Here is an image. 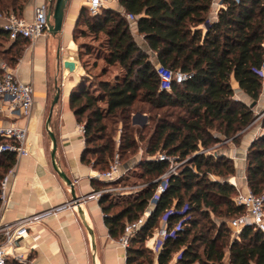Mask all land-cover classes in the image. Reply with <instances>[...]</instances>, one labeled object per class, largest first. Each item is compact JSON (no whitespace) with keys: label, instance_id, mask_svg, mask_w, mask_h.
I'll return each instance as SVG.
<instances>
[{"label":"trees","instance_id":"obj_1","mask_svg":"<svg viewBox=\"0 0 264 264\" xmlns=\"http://www.w3.org/2000/svg\"><path fill=\"white\" fill-rule=\"evenodd\" d=\"M28 1L0 0V14L23 17ZM213 1L119 0L125 14L102 8L92 16L85 7L81 10L79 22L84 18L89 31L106 38L104 61L121 72L111 81L95 84L98 91L84 79L70 96V107L84 127L86 147L81 162L105 172L118 153L121 161L129 155L123 164L129 163L138 149L131 129L132 109L137 103L180 110L172 120L157 121L147 142L146 157L138 165L141 172L136 177L144 187L136 196L120 201L104 195L99 200L109 235L118 240L125 225L144 214L156 187L154 181L169 169L157 156L165 154L179 162L188 159L170 178L167 191L127 250V264H154L156 255L146 248V240L167 210L182 209L186 204L189 220L175 240L165 242L158 264H171L178 254L181 256L175 264H223L226 251L229 264H264V234L246 227L235 238L228 227V221L245 210L236 206L237 191L229 181L237 174L235 162L214 151L225 140L238 143L258 117L250 106L236 99L231 80L234 78L252 102L259 100L263 82L253 69L264 64V0H224L226 9L212 21ZM126 14L135 19L128 21ZM134 26L147 50L136 41ZM202 26L208 27L205 33ZM22 42L27 43H10L0 27V56L11 67L21 57ZM7 43L10 46L4 48ZM151 52L161 66L192 78L173 85L171 91L161 90ZM113 119L123 126L118 144L108 125ZM15 162L14 156L0 158V183ZM210 175L217 180L211 181ZM246 178L253 194L264 193V134L248 150ZM92 184L96 190L104 186L96 181ZM180 220V216L171 217L170 228Z\"/></svg>","mask_w":264,"mask_h":264},{"label":"crops","instance_id":"obj_2","mask_svg":"<svg viewBox=\"0 0 264 264\" xmlns=\"http://www.w3.org/2000/svg\"><path fill=\"white\" fill-rule=\"evenodd\" d=\"M53 1L29 0L23 11V18L32 20L37 6L46 4L51 8ZM84 7V0H69L62 31L58 35L48 32L35 44L20 43L23 51L13 68L21 82L33 86L35 104L29 120H16V123L28 127L27 148L30 155L15 162L7 202L0 207L1 223H12L74 201L71 188L52 168V141L49 132L57 140V165L72 181L76 198L82 199L96 190L92 181L102 184L96 177L97 171L81 162L86 143L83 132L79 131L81 124L70 107V96L75 89L81 87L85 77L75 39L77 30L87 28L84 18L79 22ZM103 9L125 14L119 0H103ZM210 17L212 21L216 20L213 11ZM3 22L0 21V24ZM207 28L202 26L204 33ZM133 35L139 45L147 50L146 42L139 35L136 26L133 28ZM6 45L10 46V43ZM67 61L74 62L75 68L71 70L65 67L64 63ZM151 61L155 66L159 65L157 56L152 52ZM231 86L236 99L245 103L248 97L240 90L234 78ZM57 89H60V97L58 103L54 104ZM262 110L264 111V85L257 105L253 108L256 116ZM259 118L242 134L238 143L230 141L227 149H218L220 155L235 162L237 174L230 182L243 192L249 190L246 178L248 150L264 134ZM10 122L12 120L8 117L1 118L0 126H6ZM123 170H126L128 177L125 166ZM104 218L99 201L92 199L77 208L62 210L57 216L45 218L35 224L29 236L22 241L20 251L29 253L34 264H127V250L111 238ZM176 261L175 256L172 264ZM154 264H158V255L155 256ZM223 264H229L228 251Z\"/></svg>","mask_w":264,"mask_h":264},{"label":"built area","instance_id":"obj_3","mask_svg":"<svg viewBox=\"0 0 264 264\" xmlns=\"http://www.w3.org/2000/svg\"><path fill=\"white\" fill-rule=\"evenodd\" d=\"M233 1L235 3L240 2V0ZM84 5L89 14L94 16L103 8V0H84ZM224 9H226L224 0L213 1L212 11L216 19L220 11ZM48 11L49 6L46 4L37 6L32 20H26L13 13L0 14V21H4L0 24V27L7 33L10 43L25 41L29 44H35L49 32ZM126 18L128 21L135 19L131 14H127ZM262 47L264 48V35ZM155 69L160 80V89L163 91H171L173 85H181L192 78L191 74L181 71L174 72L160 64L156 65ZM253 71L264 83V64L260 69H253ZM34 104L35 92L33 86L21 82L17 76L16 69L2 60L0 62V119L8 117L12 122L6 126H0V158L14 156L17 161L30 155L27 148L28 127L17 125L16 120L28 121L32 115ZM79 131L84 132L83 125L79 127ZM157 160L159 162H167L169 169L159 179L154 181L156 187L144 214L136 221L125 225L122 235L117 240L118 245L124 250H128L131 247L132 242L146 225L151 211L167 191L170 178L177 175L181 166L188 162V159L179 162L176 158L168 157L165 154H159ZM125 175L126 170H123L121 157L116 153L107 171H97L96 177L104 186L94 190L91 195L12 223L0 222V264H34L33 260L28 256L29 253L20 251V246L22 241L29 236L32 227L43 219L57 216L65 209L77 208L83 202L91 199L99 201L104 195H110L113 198L118 197V195L121 197L135 196L144 185L124 187L121 183L125 181ZM13 178L14 170L12 168L0 183V207L7 202V195ZM231 184L237 191V195L234 198L236 206H241L245 210L242 216L228 221V227L231 229L233 237L238 238L241 231L246 227H251L254 231H260L264 234V193L255 195L250 189L247 192H243L236 184ZM188 211V204L184 205L182 209L171 208L167 210L160 218L159 226L154 230L151 237L146 240V248L159 255L165 242L168 239L175 240L179 232L184 229L186 222L189 220ZM173 216H180L181 220L173 228H170V218ZM180 256V254L176 256L177 260Z\"/></svg>","mask_w":264,"mask_h":264},{"label":"rangeland","instance_id":"obj_4","mask_svg":"<svg viewBox=\"0 0 264 264\" xmlns=\"http://www.w3.org/2000/svg\"><path fill=\"white\" fill-rule=\"evenodd\" d=\"M76 41L79 46V62L85 74V84H89V87H91L94 91H98L96 88L98 82L102 80H113L116 75L121 73L119 68L111 67L103 60L106 42L104 35L95 34L89 31L88 28L79 29L76 31ZM4 48H8V45H5ZM8 58L10 59V56H8ZM245 103L248 106H251L253 102L247 98ZM132 112L133 125L131 126V129L134 130L135 138L138 142V149L136 155L130 159L129 163H125V165L123 164L128 160V158H130L129 155V157L126 156L122 159L123 166H125L128 170V177L125 175V181L121 183L124 187L140 186L141 180L136 177L137 174L141 172L138 165L141 160L146 157L145 151L147 142L153 134L157 121L165 118L172 120L173 116L180 112V110L174 108L155 109L147 103L145 104L139 102L134 106ZM263 113V110L259 112V124L262 123ZM171 115L172 117H170ZM108 125L114 134L116 144H118L120 134L123 131L122 123L119 120L113 119L112 122H108ZM223 139L224 138L222 137V140ZM229 143L230 140L223 141L220 145H217L218 147H215L216 149L214 151L219 154L218 149H227ZM234 177H236V175ZM234 177L230 178L229 181ZM209 178L211 181L217 180V177L213 175H210ZM124 198L127 197H121L118 195L115 199L122 201ZM212 218L217 220V217L214 215H212Z\"/></svg>","mask_w":264,"mask_h":264},{"label":"water","instance_id":"obj_5","mask_svg":"<svg viewBox=\"0 0 264 264\" xmlns=\"http://www.w3.org/2000/svg\"><path fill=\"white\" fill-rule=\"evenodd\" d=\"M69 0H55L54 4L49 8L48 11V23H49V33L56 36L62 31L63 21L65 17V11L67 9ZM64 66L70 68L71 70L75 68V64L72 61H67L64 63ZM60 97V89H57V95L54 99V104L58 103ZM257 105V102L251 104L253 109ZM50 122V121H49ZM48 122V123H49ZM49 136L52 141V152H51V164L53 170L58 174V176L69 186L72 190L73 199L77 200L74 193V185L72 181L67 177V175L62 172L57 165L56 161V152H57V140L53 133L49 132Z\"/></svg>","mask_w":264,"mask_h":264}]
</instances>
